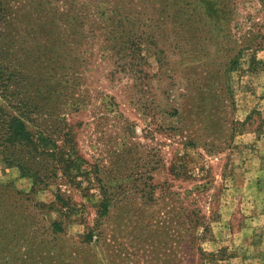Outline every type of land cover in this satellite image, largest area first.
I'll return each instance as SVG.
<instances>
[{
	"label": "rangeland",
	"instance_id": "obj_1",
	"mask_svg": "<svg viewBox=\"0 0 264 264\" xmlns=\"http://www.w3.org/2000/svg\"><path fill=\"white\" fill-rule=\"evenodd\" d=\"M230 1L228 38L203 27L176 48L161 32L165 60L142 50L133 74L73 31L76 85L55 100L65 120L46 121L70 133L68 171L33 186L0 158V264H264V68L251 49L226 64L245 35L264 40V8Z\"/></svg>",
	"mask_w": 264,
	"mask_h": 264
},
{
	"label": "trees",
	"instance_id": "obj_2",
	"mask_svg": "<svg viewBox=\"0 0 264 264\" xmlns=\"http://www.w3.org/2000/svg\"><path fill=\"white\" fill-rule=\"evenodd\" d=\"M258 1L264 8V0ZM234 9L230 0H0L1 160L28 176L33 186L45 184L58 172L67 173L70 161L57 144L61 127L51 129L46 121L53 114L55 120H65L55 100L76 85V71L72 67L70 74V66L66 68L72 44L74 49L80 45L73 42L74 30L96 36L101 57L121 60V70L133 74L141 71L139 63H146L142 50H151L156 62L165 60V52L158 46L159 40L165 39L161 32L176 31V48L181 43L187 48L192 41L197 43L203 27L228 38ZM85 36H81L84 45L88 43ZM243 39L227 67L236 65L241 51L251 49L249 69L264 68V58L254 54L264 49V40L249 34ZM33 82L40 86L31 85ZM32 88L38 94H32ZM112 99L108 96L105 102L109 108L116 106ZM79 105L75 98L65 109L77 110ZM61 135L66 137L59 139L61 142L70 141L66 130ZM108 197L110 194L102 191L99 214L106 212Z\"/></svg>",
	"mask_w": 264,
	"mask_h": 264
}]
</instances>
